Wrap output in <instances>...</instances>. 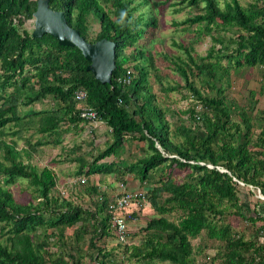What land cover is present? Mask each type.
<instances>
[{
	"label": "trees",
	"instance_id": "1",
	"mask_svg": "<svg viewBox=\"0 0 264 264\" xmlns=\"http://www.w3.org/2000/svg\"><path fill=\"white\" fill-rule=\"evenodd\" d=\"M47 1L49 8L63 12L66 23L86 41L111 40L115 67L108 83L99 82L86 70L88 61L77 47L58 44L48 34L31 37V29L23 27L32 17L36 0H0V264L64 262L60 251L48 247L54 237L62 240L64 228L78 222L75 239L89 224L93 235L88 240L96 249L93 259L98 264H121L123 259L107 257L92 241L94 236L112 233L108 200L101 198L95 209H88L55 193L52 170L23 162L20 157L30 152L16 149L13 139L6 141V127L21 126L25 117V123L45 137L39 143H57L60 125L90 135L95 120L106 126L111 141L86 166L78 165L76 174L131 173L145 183L146 202L156 215L139 228L137 244L125 245L124 256L131 264H208L194 259L199 249L194 251L190 242L202 232L205 239L218 242L210 263L217 259V264H264V237L258 242L244 239L223 220L230 213L252 223L261 221L255 236H263L264 199L257 197L250 209L238 196V182L249 192L257 188L264 195V111L253 113V90L248 91L247 105L232 107L225 99V88L217 84L229 69L264 66V0L243 4L223 0L222 5L218 0H141L149 5L142 22L132 14L136 7L130 0ZM166 2L173 12L184 7L195 11L176 23L185 29L192 26L194 37L185 44L171 41L184 57L164 52L158 65L155 54L159 52L144 48L138 40L154 25V9ZM90 16L98 23L93 36L89 35ZM202 35H208L211 44L195 58L192 43ZM126 69L133 76L124 83ZM149 71L151 82L164 93L181 88L174 79L167 81L171 73L176 74L186 90L182 97L191 95L197 102L190 99L193 103L184 110L164 109L148 81ZM191 76L197 77L198 86ZM77 89L86 92L82 101L74 98ZM212 90L214 95L208 93ZM44 100L52 106L19 113L20 106ZM82 106L94 110L93 122L80 116ZM166 113L178 116L177 124L172 125ZM185 117L191 118L188 125ZM198 123L201 130L195 126ZM129 139L144 145L140 156L119 167L105 160ZM180 168L187 172L177 181L171 174ZM22 181V189L12 187ZM24 190L30 192L29 200L20 201L18 192ZM172 212H177L175 218L169 217ZM128 235L127 230L126 239ZM67 257V264H80L79 253L67 252Z\"/></svg>",
	"mask_w": 264,
	"mask_h": 264
},
{
	"label": "rangeland",
	"instance_id": "2",
	"mask_svg": "<svg viewBox=\"0 0 264 264\" xmlns=\"http://www.w3.org/2000/svg\"><path fill=\"white\" fill-rule=\"evenodd\" d=\"M139 1V3H138ZM141 0H130V4L135 6V10L132 11L133 15H139V20L142 22L145 16L148 13L149 5H144L140 3ZM176 0H168V2H173ZM242 4L248 0H239ZM168 2L163 4V6H157L154 9V20L155 23L152 28H147V32L139 40V44H143L144 48H150L152 52H159L155 54V60L159 65V58L161 53H168V55H181L184 57L183 52L177 48L176 45H173L171 41L176 43H189L191 42L194 34L193 27L188 26L182 28L179 24H176L177 21L182 20L186 16L190 15V12H195L190 7H184L178 12H173L172 8L168 6ZM219 4L222 5L223 0H218ZM189 12V13H188ZM89 20V35L93 36L97 30L98 23L97 21L91 18ZM142 24L139 25L141 27ZM28 30L32 28V21L26 20L24 26ZM211 44L210 37L208 35H202L201 40L196 43H192L193 46V57L197 55H204L206 49ZM219 47L217 44L215 48ZM129 50V48L127 49ZM161 59V58H160ZM224 64L225 61H222ZM165 64H168L165 62ZM164 67H160V70L163 72ZM170 78H167V81L172 83L174 79L177 81L181 88L169 91L162 92L158 90L156 84L151 82L152 76L149 71L148 81L151 84V88L156 95L157 103L162 106L164 109L170 110H184L188 105L193 102H197L194 99V96L189 95L190 98H183L182 94L186 93V90L182 88L183 81L176 74L171 73ZM135 75V72H134ZM264 66H254V67H239L238 69H229L228 75L223 77L220 81H217V84H221L224 88V95L227 103H230L232 107L247 105L250 97L248 95L249 90H253L254 94L251 97L253 100V107L255 112L264 111ZM191 80L194 85H199L196 76H191ZM211 95H214L215 90L208 92ZM193 97V98H192ZM190 99L193 101H190ZM251 103V102H250ZM52 103L49 100H44L41 102H35L30 106H20L19 113L24 112L25 110H38L43 108L51 107ZM167 120L171 124H177L179 117L175 115H169L166 113ZM26 118V117H25ZM25 118H23L20 123L21 126H15L9 124L6 127V132L4 138L6 141L15 142L16 149L23 148L29 153L28 157L21 156L20 158L23 162H30V164L35 165L37 168L48 167L52 170L55 180H56V192L61 196H67L68 199H72L73 202L79 203L82 207L88 209H95L97 201H100L101 198L106 199V201L115 197L120 191V184H123V188L133 189V190H142V186L145 183H139L133 174H124L117 175L115 172L111 173H100V174H91L88 177L80 174H76L78 165H87L89 161L97 151L103 149L106 146V142L111 141V136L106 133V126L102 123H98L95 120V125L92 128L91 136L90 133L80 131L79 128L64 129V125H60L57 130V135H59V141L55 142H37L38 140L45 139L41 133L35 130L34 126L27 125L25 123ZM184 123L188 125L190 119L185 117ZM232 119L238 121L239 118L236 115H232ZM193 123V122H192ZM199 126L198 130L202 129L201 123L196 124ZM18 129V130H17ZM14 131V132H13ZM16 131V132H15ZM257 129L254 128L256 133ZM98 140L92 142L89 140ZM36 143L35 148L32 147V144ZM144 145L142 142H134L132 140H127L123 146L118 150V153L114 156L106 157L105 160L115 162L116 167L122 166L126 163H130L140 156L143 153ZM1 158V157H0ZM187 172V169H175L171 176L177 181H181L183 175ZM159 170H155L154 175H157ZM84 178V182L79 181V177ZM25 186V182H16L12 187L17 189H22ZM91 187H95L96 190H91ZM238 196L241 201H247L249 208L251 209L252 204L257 198V188L249 192L247 187H239ZM254 191V192H253ZM30 192L27 190L18 192V199L20 201L29 200ZM100 197V199H98ZM245 198V199H244ZM144 205V206H143ZM142 207H126L120 213L125 217L127 230L129 231L128 238L126 242L119 243L115 239L113 233H107L103 236H94L92 239L95 246L103 249L107 253V257H112L115 259H122L121 264H131L133 261H127L124 256L125 245L127 244H137L140 239L139 228L142 227L148 218L156 215L155 211L151 206L145 202ZM134 206V205H133ZM177 212H172L170 218H175ZM248 213L246 212L245 215ZM224 222L229 223L234 231L241 233L244 239H250L257 241V236L255 232L261 221H255L252 223L247 219L240 218L236 214H226L223 218ZM79 222L74 226L66 227L63 230L62 240L52 239V243L49 245L48 250L52 252L60 251L62 253L63 261L60 264H67L65 261H69L67 257V252L71 254L79 253L80 254V264H98V259H93L96 249L90 247V241L88 240L89 235H93L91 227L87 225V229L81 232V237L77 240L75 235L77 234V226ZM202 232L199 236L190 238V242L193 245L194 251L199 249V252L194 254V259L196 261H204L208 264H217L218 260H213L210 263V258L215 254V247L218 246V242L205 239L202 236ZM5 235V234H4ZM58 236V235H57ZM258 242V241H257ZM54 243V244H53ZM209 257V259H208ZM99 258V255H98ZM46 264H50L48 261ZM155 264H171L169 262H155Z\"/></svg>",
	"mask_w": 264,
	"mask_h": 264
},
{
	"label": "water",
	"instance_id": "3",
	"mask_svg": "<svg viewBox=\"0 0 264 264\" xmlns=\"http://www.w3.org/2000/svg\"><path fill=\"white\" fill-rule=\"evenodd\" d=\"M32 17L31 37L48 34L58 44L77 47L88 61L86 70L99 82H109L111 71L115 67L114 43L111 40L101 38L94 42L86 41L76 29L66 23L62 11L49 8L47 0H36Z\"/></svg>",
	"mask_w": 264,
	"mask_h": 264
},
{
	"label": "built area",
	"instance_id": "4",
	"mask_svg": "<svg viewBox=\"0 0 264 264\" xmlns=\"http://www.w3.org/2000/svg\"><path fill=\"white\" fill-rule=\"evenodd\" d=\"M27 20L32 21L33 19L29 18ZM133 76V73L130 69H126L123 77L121 78V81L124 83L129 82L131 77ZM75 100L82 101L86 95V92L83 89H77L73 93ZM80 116L84 119H87L89 121H92L95 119V113L94 110L87 106L80 107ZM79 181L82 183L84 182V178L78 176ZM239 186L241 187L242 184L239 183ZM120 191L115 197L111 198L107 202L108 209L111 210V227H112V233L117 240V242H126V232H127V226L125 217L120 213L123 209H125L128 205L133 204L134 206H142L146 202L145 197V190H133V189H126L123 188V184H120ZM257 197L264 199V195L259 193V190L257 189ZM100 199V197H98ZM263 237H264V231H263Z\"/></svg>",
	"mask_w": 264,
	"mask_h": 264
},
{
	"label": "crops",
	"instance_id": "5",
	"mask_svg": "<svg viewBox=\"0 0 264 264\" xmlns=\"http://www.w3.org/2000/svg\"><path fill=\"white\" fill-rule=\"evenodd\" d=\"M95 125V123L93 124V126ZM93 137V136H92ZM93 141H96V140H93ZM98 141H100V139H98ZM97 142V141H96ZM135 142V141H134ZM98 143V142H97ZM132 207H134L133 206V204L131 205ZM264 215V214H263ZM261 223V222H260ZM260 226V225H259ZM261 233H263V231H261ZM261 238H263V236L261 235V236H257V239H261ZM262 240H264V239H262Z\"/></svg>",
	"mask_w": 264,
	"mask_h": 264
},
{
	"label": "clouds",
	"instance_id": "6",
	"mask_svg": "<svg viewBox=\"0 0 264 264\" xmlns=\"http://www.w3.org/2000/svg\"><path fill=\"white\" fill-rule=\"evenodd\" d=\"M31 18H33V17H31ZM32 26H33V24H32ZM32 29V28H31Z\"/></svg>",
	"mask_w": 264,
	"mask_h": 264
}]
</instances>
